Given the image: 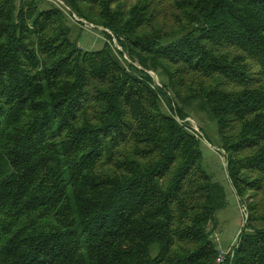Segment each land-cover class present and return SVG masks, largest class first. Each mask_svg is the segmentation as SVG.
I'll return each instance as SVG.
<instances>
[{"label":"trees","instance_id":"1","mask_svg":"<svg viewBox=\"0 0 264 264\" xmlns=\"http://www.w3.org/2000/svg\"><path fill=\"white\" fill-rule=\"evenodd\" d=\"M62 1L120 50L0 0V264H213L226 195L192 111L247 208L231 264H264V0Z\"/></svg>","mask_w":264,"mask_h":264},{"label":"rangeland","instance_id":"2","mask_svg":"<svg viewBox=\"0 0 264 264\" xmlns=\"http://www.w3.org/2000/svg\"><path fill=\"white\" fill-rule=\"evenodd\" d=\"M49 1L57 6H62L64 12H68L66 14L70 17L71 24L79 28V31L77 30L72 37L76 40L79 47L84 50H95L102 48L104 42H109L112 45L111 40L113 37L110 35L111 33L109 30L93 23H91L93 27L86 26L85 23L80 21L82 19L81 17H78L73 12L72 14L69 12L68 6H66L62 0ZM73 15H75L77 19H75ZM82 20L85 21L84 19ZM169 24L172 23L167 21L166 26ZM102 30L105 31L106 36L103 34ZM107 35L110 36V38L107 37ZM112 47L116 49L113 45ZM149 74L152 76V72H149ZM153 81L156 85L160 84L156 82L154 77ZM163 107L165 108V106ZM197 114L200 113H196L195 111L190 112L189 116L186 117V121L190 124L195 136L200 140L201 166L203 170L223 187L226 195V206L217 213L216 225H209V228H213L212 232L217 234V241L211 238L212 241L217 248L221 247V249H225L233 241L238 243L237 239L239 237V232L246 222L245 217L247 216V208L245 205H242L240 199L233 192L231 183L228 179L226 155L222 148V141L217 131V125L215 122H210L208 119H200Z\"/></svg>","mask_w":264,"mask_h":264},{"label":"built area","instance_id":"3","mask_svg":"<svg viewBox=\"0 0 264 264\" xmlns=\"http://www.w3.org/2000/svg\"><path fill=\"white\" fill-rule=\"evenodd\" d=\"M68 10H69V9H68ZM71 14H72V13H71ZM73 17H74L75 19H77V18L75 17V15H73ZM80 21L83 22V23H85L86 26L93 27V25H92L91 23H88V22H86V21H83L82 19H81ZM87 24H88V25H87ZM87 29H88V28H87ZM104 30H105V29H104ZM111 42H112V45H113L116 49L120 50V47H119V45L116 43V41H115L114 38H112ZM122 56H123L124 58H126V55H125V54H122ZM211 238H212L214 241H217V234H216L215 232L212 233ZM237 240H238V239H237ZM236 247H237V243H236V241H233V242H232L227 248H225V249H221V247H218V248H217V254H216L215 258H214L213 264H231V258H232L233 254H234V251H235Z\"/></svg>","mask_w":264,"mask_h":264}]
</instances>
